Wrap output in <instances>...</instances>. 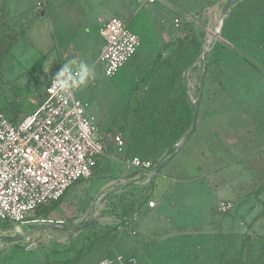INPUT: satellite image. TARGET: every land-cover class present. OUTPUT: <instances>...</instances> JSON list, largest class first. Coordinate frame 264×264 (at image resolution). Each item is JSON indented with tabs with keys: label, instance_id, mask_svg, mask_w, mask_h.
Here are the masks:
<instances>
[{
	"label": "rangeland",
	"instance_id": "1",
	"mask_svg": "<svg viewBox=\"0 0 264 264\" xmlns=\"http://www.w3.org/2000/svg\"><path fill=\"white\" fill-rule=\"evenodd\" d=\"M159 1L166 6L156 2L140 8L139 0H48L47 13L42 18L34 9L36 0H25L27 13L19 18L21 24L14 21L10 24L19 35L18 39L8 52L0 49V106L12 103L20 108L17 117L20 120L30 112V108L19 105L27 95H31L29 102L34 106L58 67L76 61L72 65L74 72L80 62H85L94 70L95 78L78 89L75 95L87 104L86 114L95 119L98 128L93 137L100 138V133L123 106L125 91L117 89L116 84L125 87L133 74L134 65L131 66V60L127 62L120 69L121 75L114 79L106 78L100 66L94 65L95 51L102 45L96 34L97 18L104 13L121 17H126L128 13L134 15L128 30L140 39L136 56H153L158 49L157 44L161 42L160 32L165 33L168 40L174 35L173 10L187 11V5L192 0ZM224 4L223 0L214 16L213 22L216 23H213L212 30L207 29L206 16L197 19L207 29H204L206 39L212 40L218 30V16ZM227 63L222 81L206 83L203 88L195 134L161 170L151 188L155 201L166 195L163 206L157 209L156 214L140 217L127 230L122 231L123 227H120L79 264H97L108 252L121 256L133 254L149 239L145 236L161 243L163 241L158 237L169 229L207 227L213 219L212 207L219 195L210 182L214 169L227 165L232 176L228 174L224 177L231 179L234 189L242 195L256 189L258 170H250L247 165H259V162L255 158L242 159L240 155L242 150H245L244 155L250 154L256 146L253 143L255 140L257 145L264 144V60L253 63L233 55ZM187 76L189 94L193 98L199 86V72L191 70ZM115 172H120V169ZM116 173L79 183L53 214L42 217L49 222L23 225V232L29 234L28 242L15 239L17 235L7 233L9 228H0V264H46L55 258L67 259L70 254L60 252L62 244H68L77 236L79 223L90 220L99 226L118 224L113 207L118 200L121 183L116 180ZM171 178L180 182L170 190ZM88 198L91 201L87 212L71 224L61 221L62 213L67 211L66 204L84 202ZM68 212L70 216L75 211L69 209ZM241 214L232 217L235 231L240 229ZM29 218L32 219V216ZM260 226L264 238V218L257 225Z\"/></svg>",
	"mask_w": 264,
	"mask_h": 264
},
{
	"label": "trees",
	"instance_id": "2",
	"mask_svg": "<svg viewBox=\"0 0 264 264\" xmlns=\"http://www.w3.org/2000/svg\"><path fill=\"white\" fill-rule=\"evenodd\" d=\"M6 4L7 0H0V49L5 53L18 39L5 29ZM197 23L182 22L175 28L170 41L157 47L148 66L143 65L132 72L125 87L116 84L117 89L125 91L123 106L100 133L106 152L92 168L90 179L110 176L122 166L121 161L135 157L151 161L156 167L170 161L182 146L171 154L173 148L179 143L185 144L195 131L196 124L186 139L191 129L194 102L198 100L200 108L205 84L222 81L224 69L233 55L253 63L264 60V0H237L232 4L225 14L220 39L212 41L205 60L200 64L207 39L205 28ZM191 70L199 72V86L193 98L189 95L188 78L183 75ZM120 75L119 72L116 77ZM30 96L27 95L19 106L27 105L33 112L36 105L30 104ZM42 101L43 97L39 96L36 104ZM19 113L20 108L12 103L0 106V114H6L14 124ZM113 136L121 137L123 146L120 149L113 146ZM259 161L264 167V159ZM81 182L73 184L57 202L38 208L30 220L53 214L68 193ZM262 193L264 180L257 181L251 194L257 198ZM90 201L88 198L84 202L72 201L66 205L67 211H62L61 221L71 224L87 212ZM147 202V196L139 197L133 182H130L113 207L118 224L99 226L90 220L79 223L77 236L68 244H62L60 251L69 253L70 257L64 260L55 258L46 264H79L120 227L127 230V222ZM69 209L74 210V214L69 216ZM5 227L9 225L0 222V228ZM114 256L108 252L103 259ZM123 257L135 260V264H264V238L257 233L184 235L161 245L153 241L143 242L139 251Z\"/></svg>",
	"mask_w": 264,
	"mask_h": 264
},
{
	"label": "built area",
	"instance_id": "3",
	"mask_svg": "<svg viewBox=\"0 0 264 264\" xmlns=\"http://www.w3.org/2000/svg\"><path fill=\"white\" fill-rule=\"evenodd\" d=\"M156 1L144 0V3ZM42 4V1L38 2L37 8L41 9ZM184 21L192 22L177 14L173 20L174 28ZM98 35L103 46L97 64L103 75L111 79L135 55L140 39L113 16L104 19ZM187 73L184 74L186 77ZM51 80L35 111L15 124L5 114H0V222L11 226L7 233L23 238V225L45 222L29 217L34 216L38 208L60 200L76 182L89 180L92 168L106 152L100 138L93 137L98 128L95 119L86 114L87 104L75 95L81 87L63 95L52 91ZM112 142L117 149L123 146L120 136H113ZM121 164L126 170H135L146 178H151L156 168L151 161L138 157L123 160ZM155 206L153 200L147 202L148 208ZM233 209L234 204L230 201H220L216 206L220 215ZM136 221L134 215L126 225L130 227ZM28 241L25 237V242ZM97 264H135V260L115 255Z\"/></svg>",
	"mask_w": 264,
	"mask_h": 264
},
{
	"label": "crops",
	"instance_id": "4",
	"mask_svg": "<svg viewBox=\"0 0 264 264\" xmlns=\"http://www.w3.org/2000/svg\"><path fill=\"white\" fill-rule=\"evenodd\" d=\"M41 1L43 2V4H42L43 7H41V9H38L37 8V3L41 2ZM139 1H140V8H146L147 6L153 5L156 2H160L159 0H157L153 4L146 5L144 3V0H139ZM224 1H225V4H226L227 0H224ZM236 1L232 2L227 7V10ZM47 2H48V0H36L35 5H34V9L37 12H39V15L42 18L47 13V9H48V3ZM222 2H223V0H192L187 5L188 6L187 7V11H183V10H179V9L178 10L174 9L175 11L173 10V12L175 14L174 17H173V20L177 16V14H180L181 16H185V17L190 18L192 20V22H195V23L198 22L199 23L198 20L199 19H204V17L206 16L207 19H208L207 29L212 30L213 29V23H216V21L213 22L214 16H216V13L218 12V9H219L220 4ZM25 3H26L25 0H7V4L5 6V8H6V17H5L6 18V28L5 29L10 31L11 36H14V35L15 36H19L13 30V28L10 26V24L12 23V21L17 22L18 24H21L20 21H19V18L23 17V15H26V13H27V10L24 9L25 8V5H24ZM160 3L163 4L164 6H166V4L164 2H160ZM225 4H224V6H225ZM223 9L221 10L222 13L220 12V14L218 16L219 19H221V16L223 14ZM12 12H13V15H11ZM41 13H43V15H41ZM109 16H113V17H116V18L120 19L127 26V28L130 25V22H133V17H134V15H131L130 13H128V15L126 17H121L119 15L110 14V13H104V14L100 15L97 18L96 34H97L98 38L101 41H102V39L98 35V30H99L102 22L104 21V19L106 17H109ZM173 20H172V26H173ZM134 24H137V23L135 22ZM20 28H21V26H20ZM160 28L163 29V27H160ZM173 28H174V26H173ZM207 29H205V30H207ZM162 31H165V30L163 29ZM20 32L22 33V29L20 30ZM165 32L168 33V30L165 31ZM159 38H160L161 42H159L157 44V47L163 46V44L168 43L170 41V40H168L166 38L165 33L163 34L162 32H160ZM102 46H103V41H102V45L95 51V55H94L95 59L94 58L92 59L94 61V65H98L97 64V60H98V56L100 54ZM204 48H205V45H204ZM132 59H133L132 60L133 63H132L131 66L134 65V68H133L134 69L133 72H134L137 68L142 67L143 65H147L148 66L152 62V60L154 59V55L153 56L145 55L142 58H138V56H136V53H135V55L133 56ZM200 62H201V59H200V61L198 63H200ZM61 69H62V67H58L56 69V71H55V74L52 75L49 78V80H48V82H47V84H46V86H45V88L43 90V94L41 95L43 98H44L45 89H46L49 81L53 77H55V75ZM119 72H120V70H119ZM115 77H113V78H115ZM113 78H111V79H113ZM35 105L37 106L36 103H35ZM28 113H30V112H28ZM198 116H199V111H198ZM195 131H196V127H195ZM195 131H194L193 134H195ZM193 134L187 140V142L185 144H183L182 149H184L185 145L187 143H189L190 139L193 137ZM253 143L256 146L253 147V149H251V153L244 155L245 150H242L241 151L242 155H240V158L245 159V160H250V159H254L255 158L259 162V165L258 164H252V166H250L251 164L247 165L250 170H251V168L258 170V172H256V174H257L256 175V179L257 180L255 182V184H256L257 181H263L264 180V167L261 165V163L259 161V160L264 159V144L263 145H257L256 140ZM179 151L175 154V156L179 153ZM188 157H190V156H188ZM170 161L164 163L162 169L166 168ZM119 169H120V172H118V173L114 172L112 174V175H114L115 173L118 174L117 175L118 177L116 175L115 176H116V180H118L121 183L120 184V189H119L120 190L119 195L122 192L127 190L128 184L130 182H133V186L136 188V191H137L139 197L142 196V195H145V196H147L148 201L149 200H153L156 203V206L153 209L148 208L147 207V203H144L137 211V214H136L137 221H138V219L140 217H146V216H150L151 214L152 215L156 214V212L158 211L157 209L160 206H163L162 204L165 201L166 195H164V197L161 200L155 201L154 192H153V190L151 188H152L153 184L156 182V177L160 174L162 169L157 174H156V171H155L154 175L151 178H146L142 174H139L135 170H126L123 166H120ZM155 170H156V168H155ZM228 174L229 173H228L227 165L222 166V167H220L218 169L212 170V172L210 174V182L215 188V193L219 194V195H217L216 201H215V203H214V205L212 207L213 219L211 221H209V223L207 224V227L193 226L192 228H187V229L185 227H177L176 229L174 228V230H170L169 229L167 231H163L162 235H160V237H158L163 242H161V243L156 242V243L161 245L162 243H164L167 240H170V239H173V238H177V237H180V236H184V235L213 234L215 232H221V233H257V235H260L261 237H263L261 235L262 227L261 226L257 227V225L264 218V204H263V202H264V193L260 194L257 198L252 196V194H251L252 192L242 195L238 191V189H236V190L234 189V187L232 185V182H231V179H226V177H224V175H228ZM229 175L232 176V174H229ZM82 181H84V180H82ZM169 181L171 182L170 190L176 184H178L180 182V181H176L173 178L169 179ZM229 185L231 187H229ZM142 189H144V191H142ZM220 201H230V202H232L234 204V209L228 214H224V215L218 214L216 212V206H217V204ZM66 205H69V204H66ZM261 205H262V207H261L260 211L258 212L257 210H258V208H260ZM237 213H240V214L242 213L241 214L242 217H241V219L239 221V226H238L240 229L238 231H235V224H234V222L232 220V217H234L235 216L234 214H237ZM252 214H253V216H251ZM32 218H33V216H32ZM39 218L42 219V220H46L47 222L50 221L48 219H44V218H41V217H39ZM34 219H36V218H34ZM10 227L11 226L5 227V228H7V229L9 228L10 229ZM8 230H7V232H8ZM123 230H124V228H122V231ZM156 236H158V235H156ZM25 237H29V234L25 233L24 238L17 236V238H15V239H18L19 241H22V240L25 241ZM145 237L149 238V239H146L147 241H144V242H151V241L155 242L154 240H150V237H148V236H145ZM148 240H150V241H148ZM14 241H16V240H14ZM6 245H8V244H6ZM114 255H118V254H114ZM119 256H121V255H119Z\"/></svg>",
	"mask_w": 264,
	"mask_h": 264
},
{
	"label": "clouds",
	"instance_id": "5",
	"mask_svg": "<svg viewBox=\"0 0 264 264\" xmlns=\"http://www.w3.org/2000/svg\"><path fill=\"white\" fill-rule=\"evenodd\" d=\"M73 64H76V61L64 64L51 80L53 92L67 95L78 87H84L90 80L95 78L94 70L89 64L80 62L75 72L72 69Z\"/></svg>",
	"mask_w": 264,
	"mask_h": 264
},
{
	"label": "water",
	"instance_id": "6",
	"mask_svg": "<svg viewBox=\"0 0 264 264\" xmlns=\"http://www.w3.org/2000/svg\"><path fill=\"white\" fill-rule=\"evenodd\" d=\"M234 1H236V0H227L226 1V4H225L224 9H223V14H222L221 19H220V24H219L218 30L215 32L214 37L212 38V40L209 39V38L207 39V41L205 43V48H204L203 54L201 56V61L205 60L207 52L210 49L211 42L213 40H219L220 39L221 30H222V27H223V24H224V17H225V14L227 12V7ZM41 15H43V13H41ZM198 111H199V101L196 100L194 102V111H193V119H192V123H191V129L188 132V135H187L186 139L192 134L193 127L195 126L197 118H198ZM183 144H184V142L183 143H179L178 145H176L173 148L171 154L176 152L181 146H183ZM162 167H163V164H159L156 167V170H155L156 174L162 169Z\"/></svg>",
	"mask_w": 264,
	"mask_h": 264
}]
</instances>
